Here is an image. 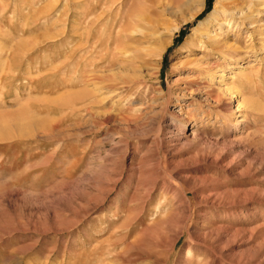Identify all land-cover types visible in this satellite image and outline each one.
<instances>
[{
    "label": "rangeland",
    "instance_id": "rangeland-1",
    "mask_svg": "<svg viewBox=\"0 0 264 264\" xmlns=\"http://www.w3.org/2000/svg\"><path fill=\"white\" fill-rule=\"evenodd\" d=\"M0 264H264V0H0Z\"/></svg>",
    "mask_w": 264,
    "mask_h": 264
},
{
    "label": "bare ground",
    "instance_id": "bare-ground-1",
    "mask_svg": "<svg viewBox=\"0 0 264 264\" xmlns=\"http://www.w3.org/2000/svg\"><path fill=\"white\" fill-rule=\"evenodd\" d=\"M73 41H75V36L73 37ZM71 51H72L71 52V59L73 60L72 61V72L75 74L74 80L76 82H78V81L80 82L83 77H82V75H79L77 77V74H79V65L77 63L76 48H73V50H71ZM212 51H213V49L210 51L211 53L207 52V55L205 58L191 59V61H190L191 66H190L189 71L192 73L193 76H189L183 82L182 88L188 90L189 96H192L193 94L196 93V91L199 90L198 92H200L201 90H204V92H205L206 90H209L208 87H210V90L208 91L207 95L216 98L218 102H223L224 104L228 105L231 98H232L230 96L234 95L235 92L233 91V87H230L229 84H227V83H223V82H225L224 73L220 74L221 75L220 77L222 78L221 83L224 84L225 88H223V89L219 88V87L217 89L213 88V85H212V83H213V64L209 61V57L212 55ZM74 74H73V76H74ZM71 82H74V81L71 80ZM137 82L140 83V82H142V80L137 81ZM72 84H75V83H72ZM109 84L113 85L114 83L111 82ZM109 84H107V85H109ZM105 88L110 90V87L105 86ZM153 89L155 91L154 92V95H155L154 98L155 99H162V101L159 104L163 107L167 106L166 105L167 99H165V97H164V94H166V93H164V90L161 87H157V86ZM75 95L77 96V94H75ZM75 95L73 94L72 96H75ZM228 109L230 110V109H232V107L230 106ZM181 121L183 124H185V120H181Z\"/></svg>",
    "mask_w": 264,
    "mask_h": 264
},
{
    "label": "trees",
    "instance_id": "trees-1",
    "mask_svg": "<svg viewBox=\"0 0 264 264\" xmlns=\"http://www.w3.org/2000/svg\"><path fill=\"white\" fill-rule=\"evenodd\" d=\"M209 1V0H208ZM182 34V31H181V33H180V35Z\"/></svg>",
    "mask_w": 264,
    "mask_h": 264
}]
</instances>
